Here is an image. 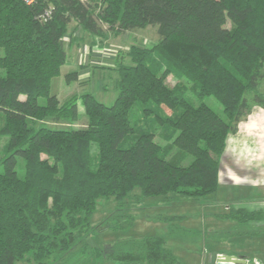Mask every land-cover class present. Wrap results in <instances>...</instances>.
Masks as SVG:
<instances>
[{
	"label": "trees",
	"instance_id": "trees-1",
	"mask_svg": "<svg viewBox=\"0 0 264 264\" xmlns=\"http://www.w3.org/2000/svg\"><path fill=\"white\" fill-rule=\"evenodd\" d=\"M148 26L159 35L153 47L132 44L103 65L118 73L113 104L92 93L62 100L51 91L78 28L104 44ZM0 48V141L8 137L0 158V264H179L163 236L105 246L83 240L99 199L122 207L132 196L140 203L217 193L220 139L244 110L242 94L264 76V0H0ZM65 78L78 81V70ZM79 99L87 120L73 127ZM228 208L219 217L236 226L264 220V210ZM117 217L113 229L135 220ZM178 218H164L170 233L188 232Z\"/></svg>",
	"mask_w": 264,
	"mask_h": 264
},
{
	"label": "rangeland",
	"instance_id": "rangeland-1",
	"mask_svg": "<svg viewBox=\"0 0 264 264\" xmlns=\"http://www.w3.org/2000/svg\"><path fill=\"white\" fill-rule=\"evenodd\" d=\"M83 2L96 0H81ZM227 26L231 23L228 21ZM159 40L157 28L148 26L139 28L131 32H127L118 39L106 43L99 51L100 59L97 65L104 62H109L106 57L112 55L114 51L128 50L132 44L141 47H153ZM68 59L65 65L61 68V74L56 77L51 86V91L56 93L60 99H65L72 94L82 95L85 93H92L97 100L111 105L117 97V89L115 82L118 73L115 70H105L103 72L94 71L88 85H80L77 81L67 82L65 75L75 70H81L78 62H88L89 47L84 46L77 54L68 50ZM99 48V46H98ZM95 49V48H94ZM113 50V52H112ZM3 50L0 48V55H3ZM104 58V59H102ZM93 64V65H96ZM101 71V70H99ZM264 75V63L261 69ZM260 87H264V76L259 83ZM255 91V90H254ZM252 93V92H249ZM216 112L223 114L221 104L214 98L208 97L204 100ZM45 98H40V103H45ZM79 119L73 124V127L82 126L87 120L84 107L81 99L78 101ZM47 125L52 128L65 127V124H55L50 121ZM8 142V137L4 136L0 141V158L4 155V148ZM192 160L189 157L184 161L188 164ZM23 160L19 159L18 169H22ZM232 186L222 185L217 193L207 198H200L198 200H190L184 196L172 194L167 197L150 196L137 203L133 198H125L122 202V207H119L118 201L115 198L109 200L99 199L97 208L92 216V232L87 234L83 241L92 245L105 246L109 242L122 238H140L149 235L163 236L167 242V246L171 248L177 255L186 256L189 254L188 249L193 253V264L199 261L201 257L209 256L210 253H215L218 250H227L235 252L239 255L252 258L260 256L264 261V220L262 222H252L235 226L236 222L233 220H224L217 217V214H224L227 212L226 205L234 201L233 196L239 193L236 188ZM254 192L255 189H251ZM140 193V189L136 188L131 195ZM240 208H248L253 210H264V202H243L239 204ZM132 214L135 217L134 223L127 229H113L109 225L115 222L116 215ZM178 216L175 222L188 232L170 233L169 223L165 221V217ZM105 224V225H104ZM104 225V226H103ZM235 229L254 230L260 232L259 234H239ZM218 232V236L209 237L210 233ZM208 235L206 236V234ZM207 237V238H205ZM207 240V241H206ZM205 248V250H203ZM183 254V255H180ZM242 254V255H241ZM190 255V254H189ZM16 264H36L25 258L22 261H17ZM251 264V262H250Z\"/></svg>",
	"mask_w": 264,
	"mask_h": 264
},
{
	"label": "clouds",
	"instance_id": "clouds-1",
	"mask_svg": "<svg viewBox=\"0 0 264 264\" xmlns=\"http://www.w3.org/2000/svg\"><path fill=\"white\" fill-rule=\"evenodd\" d=\"M244 110L233 120L219 142L217 162L221 172L237 183L264 184V87L241 97ZM255 173L244 176L241 173ZM251 264H262L253 257Z\"/></svg>",
	"mask_w": 264,
	"mask_h": 264
},
{
	"label": "crops",
	"instance_id": "crops-1",
	"mask_svg": "<svg viewBox=\"0 0 264 264\" xmlns=\"http://www.w3.org/2000/svg\"><path fill=\"white\" fill-rule=\"evenodd\" d=\"M75 36L77 37L76 40H72L70 43H67L68 50L71 51V54H73L74 52H76V54H77L80 50H82L83 46H84L83 51L85 52L86 47H89L88 48L89 49V57H88V62L85 63V67H80L79 62H78V66L80 67L81 70H78L79 80L77 81L80 85H88L90 80H91L92 74L94 73L95 70H97L100 73V72H103L105 70H108L107 68H104V66H103L104 64L113 65V60H114L113 55L109 56V59H108V57H106V60L109 62L100 63L99 65H97L96 63L100 59V56L98 54H99V51L102 49V47L106 43H109V41L112 42L113 40L118 39L119 36L118 37L110 36L109 38H107V40L104 42V44H96V42L99 39H97V38L93 39L92 36L83 32L80 28H78L76 30ZM98 46H101V47L98 48ZM112 52H113V50H112ZM102 59H104V58H102ZM93 64H96V65H93ZM99 70H101V71H99ZM110 70L113 71V69H110ZM241 175L255 176V173L244 172V173H241ZM222 185L232 186L231 188L235 187L236 192L239 193L238 196L236 194L235 197L234 196L232 197V198H234L233 202H230V204L226 205L227 211H228V209H229L228 207L230 205L231 206H239V204H241L243 202H264V184L254 185L251 182L237 183L236 181H234L232 179L230 174H225V173L220 171L218 190H219L220 186H222ZM253 188L255 189V191L251 192L250 190ZM219 215L220 214H217L216 216L219 217ZM224 220H230V219H224ZM235 226L236 225H234V227ZM217 233L218 232H216L214 234V232H211L209 237H214L213 239H215L216 236L219 235ZM207 235H208V233L206 234V236ZM205 238H207V237H205ZM122 239H124V238H122ZM203 250H205V248ZM187 252H189L190 255L186 254V256H179L174 252L175 255L177 256L178 260H179V264H193L192 262H193V256L194 255L189 249ZM220 252L228 254V255H239L235 252H231V251H227V250L223 249V250H218L215 253H210L209 256L201 257V259H199V261L198 260L195 261L194 264H218L216 255H217V253H220ZM180 255H183V254H180ZM242 257L244 258L246 256L242 255ZM254 257L261 258L260 256H254ZM250 262H251V259L245 260V261L243 259H241V261L239 263H236V264H250ZM87 264H122V263H118V262L106 259V260H102V261L91 260Z\"/></svg>",
	"mask_w": 264,
	"mask_h": 264
},
{
	"label": "built area",
	"instance_id": "built-area-1",
	"mask_svg": "<svg viewBox=\"0 0 264 264\" xmlns=\"http://www.w3.org/2000/svg\"><path fill=\"white\" fill-rule=\"evenodd\" d=\"M25 1H26L27 3H32L34 0H25ZM49 14H50V11L47 10V11L45 12V14L43 15V17L46 18ZM112 55H113V54H112ZM227 255H228V254H225V253H222V252L217 253L216 257H217V262H218V264H235V263H230L229 261L226 260ZM233 256H235L237 259H243L244 261L250 259V258H248V257H244V258H243L242 256H237V255H233ZM256 258L260 259L261 262H262V264H264V261H263L261 258H259V257H256ZM251 260H252V258H251Z\"/></svg>",
	"mask_w": 264,
	"mask_h": 264
},
{
	"label": "water",
	"instance_id": "water-1",
	"mask_svg": "<svg viewBox=\"0 0 264 264\" xmlns=\"http://www.w3.org/2000/svg\"><path fill=\"white\" fill-rule=\"evenodd\" d=\"M227 261H229L230 263H239L241 261V259H237L235 256L233 255H227L226 258Z\"/></svg>",
	"mask_w": 264,
	"mask_h": 264
}]
</instances>
